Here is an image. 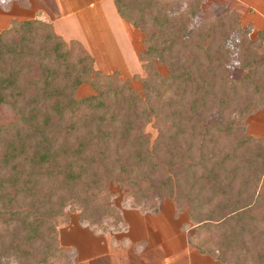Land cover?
<instances>
[{
	"label": "trees",
	"instance_id": "obj_1",
	"mask_svg": "<svg viewBox=\"0 0 264 264\" xmlns=\"http://www.w3.org/2000/svg\"><path fill=\"white\" fill-rule=\"evenodd\" d=\"M202 2L169 0L167 74L143 79L141 93L95 72L93 93L78 97L88 54L70 46L54 80L37 61L47 43L0 38V264H72L57 223L68 207L95 232L122 224L111 184L144 210L169 199L187 211L199 253L264 264V136L244 123L264 111V27L251 38L229 9L194 23ZM113 3L137 28L143 8L162 6Z\"/></svg>",
	"mask_w": 264,
	"mask_h": 264
},
{
	"label": "rangeland",
	"instance_id": "obj_2",
	"mask_svg": "<svg viewBox=\"0 0 264 264\" xmlns=\"http://www.w3.org/2000/svg\"><path fill=\"white\" fill-rule=\"evenodd\" d=\"M160 1V8H143L137 16L140 24V28H137L126 19L118 17L113 0H0V38L26 33L34 45L47 43L49 48L37 61L41 65L52 66L51 75L54 80L59 79L61 66L70 46L77 53L88 54L83 63L87 66V72L82 73V83L76 90L78 97L93 93L92 79L95 72L108 75L117 72L121 80L127 79L130 86L141 93L143 79H153L157 73L167 74L165 60L174 46V40L164 27L163 15L169 13L166 8L169 0ZM200 7L201 12L193 19L194 23H200L206 17L220 16L229 9L238 15L241 26L249 29L251 38H255L257 32L264 27L263 0H203ZM146 33L152 35L144 41L148 37ZM72 60L74 56H71ZM241 73L238 70L234 76L239 77ZM244 123L248 134L264 136L263 110L246 116ZM3 125L1 124L2 127ZM146 128L154 134L150 125ZM109 190L110 203L121 212L123 223L113 226L112 221L108 220L105 221L106 230L101 232L104 235L90 233L94 230L80 223L78 209L67 207V217L57 223L62 246L74 249L77 247L80 257L86 251L87 239L92 234L96 242L94 249L98 253L103 252L95 260L98 264H128L130 260L125 249L131 237L125 232L126 218L129 225L133 226L132 230H128L130 235L138 238V234L145 236V233H149L150 238L156 239L158 249L165 252L163 258L167 259H161V263L170 261L175 252L177 256H183L187 239L197 249L189 240L194 229L187 211L177 213L174 204L169 199H163L159 212L154 213L135 205L116 184H111ZM105 247L110 256H106L103 251ZM211 260L214 264H223L216 259ZM179 261L183 263L185 260L181 257ZM72 264H78L74 258Z\"/></svg>",
	"mask_w": 264,
	"mask_h": 264
},
{
	"label": "crops",
	"instance_id": "obj_3",
	"mask_svg": "<svg viewBox=\"0 0 264 264\" xmlns=\"http://www.w3.org/2000/svg\"><path fill=\"white\" fill-rule=\"evenodd\" d=\"M113 7H114V3H113ZM114 10H115V7H114ZM118 17L120 16L118 15ZM136 218L138 217H135V219ZM138 221L140 222V219H138ZM125 224L127 225L125 232L127 233V236L129 235L131 237V239H128V244H127L128 247L127 249H125V254L128 257V260H130L128 261V264H155V263L156 264H162V263L163 264H214L215 263L214 261L211 260L209 256L199 253L198 250L189 243L188 239L185 242L183 256L181 255L177 256V252H175L174 254H172L173 258L167 263H165L164 261L165 260L167 261V259L163 258L165 256V252L163 250L158 249L157 247L158 243L156 242L155 238L153 239L150 238L149 233L148 235L145 233V236L138 234L137 235L138 238L133 237L132 235H130L131 232H128V230H132L133 226L131 224L129 225L128 220L126 218H125ZM140 226L143 227V224L140 223ZM141 232L142 233L144 232L143 229ZM90 233H96V232L91 231ZM98 233H100L99 235L103 234L101 232H98ZM91 235L92 234H90L88 237L89 239H87L88 246L84 254H82V256L79 257L80 253L77 247L76 249L70 247L74 249L72 259L74 258V260H76L78 264H98L99 263V262L97 263V261L95 260L98 259L99 255L102 254L103 252L98 253V251L94 249L93 245H95L96 242H95V238H93L94 236L93 235L91 236ZM102 239H103V236H101L100 240L102 241ZM116 243L118 244V242ZM138 245L140 246L138 247ZM135 247H138V248H135ZM140 247L142 248L140 249ZM157 249L159 251H157ZM103 251L105 252L106 256H110V252L106 247ZM180 253L182 252L180 251ZM181 257L182 259L185 260L183 263H179L180 262L179 260ZM101 259H102V256H101ZM161 259L164 260L162 263L160 262Z\"/></svg>",
	"mask_w": 264,
	"mask_h": 264
}]
</instances>
